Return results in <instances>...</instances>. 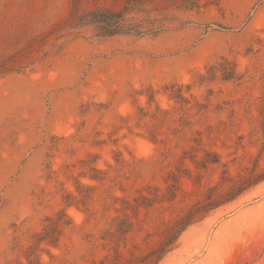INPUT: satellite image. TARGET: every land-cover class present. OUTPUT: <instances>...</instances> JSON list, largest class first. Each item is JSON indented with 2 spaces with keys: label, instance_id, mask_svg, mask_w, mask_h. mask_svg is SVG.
<instances>
[{
  "label": "rangeland",
  "instance_id": "rangeland-1",
  "mask_svg": "<svg viewBox=\"0 0 264 264\" xmlns=\"http://www.w3.org/2000/svg\"><path fill=\"white\" fill-rule=\"evenodd\" d=\"M71 1L0 0V40L51 27ZM202 4L153 11L169 25L157 35L73 31L26 73L0 76V264H31L35 235L62 209L72 223L37 249L42 263L113 264L104 235L123 199L161 196L174 171L176 199L141 209L120 243V264H134L210 186L264 173V0ZM223 58L240 79L203 77ZM159 264H264V180L188 227Z\"/></svg>",
  "mask_w": 264,
  "mask_h": 264
},
{
  "label": "trees",
  "instance_id": "trees-1",
  "mask_svg": "<svg viewBox=\"0 0 264 264\" xmlns=\"http://www.w3.org/2000/svg\"><path fill=\"white\" fill-rule=\"evenodd\" d=\"M205 4H202V0H112L111 3L94 0L91 5L88 0H72L68 16L51 27L46 25L43 29L26 30L20 32L14 39L11 35L3 36V41L0 40V76L14 72L26 73L38 62L44 61L51 51L60 52L65 37L73 31L88 27L94 29L102 38L116 35H157L168 29L169 25L165 17L152 15L153 11L160 12L170 6L194 9ZM208 72L209 76L203 77L209 80L215 79L218 75L224 80L241 78L235 63L228 58H223L212 65ZM175 96L184 98L181 92L176 93ZM91 177L100 178L94 174ZM170 177L172 183L168 184L167 192L161 196L158 193L151 195L152 192L140 191L133 199H123L122 214L114 219L115 229L109 228L104 235V238L113 244V264L121 263L124 252L120 250V243L125 241L128 233L135 229V219L139 217L141 209H150L156 202L176 199L177 191L181 187L180 178L174 171L170 173ZM262 180L264 173L253 170L249 175L241 176L238 182L227 189L221 190L220 184L210 186L204 197L190 204L186 210L167 223L161 240L155 246L136 256L134 260L127 258L125 261L134 264H159L168 253L178 247L179 238L188 227L204 220L216 209L237 199ZM86 189L80 201L83 204L91 197L92 186ZM79 192L82 191L79 189ZM75 197L73 193H69L67 204H74ZM71 223L72 220L65 209L47 217L43 230L35 235L36 243L30 247L27 255L30 263L43 264L37 249L42 248L44 242L57 245L63 229ZM108 259L109 254L106 257V260ZM105 261L101 264H105Z\"/></svg>",
  "mask_w": 264,
  "mask_h": 264
}]
</instances>
